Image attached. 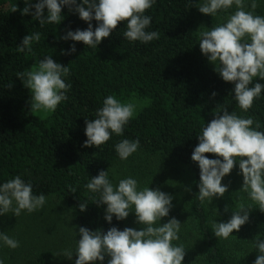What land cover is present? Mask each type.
<instances>
[{
    "label": "trees",
    "instance_id": "trees-1",
    "mask_svg": "<svg viewBox=\"0 0 264 264\" xmlns=\"http://www.w3.org/2000/svg\"><path fill=\"white\" fill-rule=\"evenodd\" d=\"M202 2L156 0L145 14L152 17L147 30L158 31V40L148 44L129 42L122 35L125 22H120L97 48H89L83 42L59 39L69 26L73 30L88 26L67 6L62 9L65 19L60 25L41 28L31 15H22L24 0H0V183L21 175L32 182L33 194L61 200L77 220V240L80 226L105 232L113 225L123 229L129 227L126 220L117 222L113 218L109 225L103 219V206L92 203L93 194L83 185L100 170L109 168L110 178V167L122 161L114 145L125 138L139 139L137 152L170 157L191 174L186 205L196 238L195 257L189 264H243L233 257L225 241L212 233L209 208L196 198L199 168L191 154L201 125L214 118L217 108L225 107L245 117L252 115L258 130L264 131V96L254 101L248 113H241L232 98L234 93H230L233 85L222 81L201 54L199 26L215 25L225 13L205 16L196 8ZM92 24L95 28L96 21ZM37 31L42 33L40 42L33 43L31 52H19L16 46L23 37ZM72 43H76V52L63 55L61 50ZM45 55L68 66L69 74L64 79L72 87L68 99L55 112L40 117L30 112L31 93L17 76L23 73L26 78L34 61ZM213 92L217 93L215 97ZM108 95L123 102L139 99L143 105L123 136L113 134L99 149L82 147L87 138L85 117L94 119L96 109ZM205 155L215 158L214 154ZM84 202L88 206L82 212L79 204ZM75 249L76 241L73 254ZM75 259L74 255L71 264ZM28 264H52V254L42 251Z\"/></svg>",
    "mask_w": 264,
    "mask_h": 264
},
{
    "label": "clouds",
    "instance_id": "clouds-1",
    "mask_svg": "<svg viewBox=\"0 0 264 264\" xmlns=\"http://www.w3.org/2000/svg\"><path fill=\"white\" fill-rule=\"evenodd\" d=\"M247 2L203 0L196 7L201 14L215 17L221 12L227 13L235 5V11L223 23L200 31L197 39L201 54L213 66L214 72L222 81L233 85L230 93H234L232 98L241 113H248L254 101L264 96V83L261 82L264 81V16L254 14L258 3H264V0H251L248 11L245 10ZM24 3L22 15H31L41 28L46 24L60 25L65 19L62 15L65 6L87 23L83 30L67 27L66 34L59 37L65 42H83L86 47L97 48L120 22H125L126 30L122 35L129 42L148 44L160 38L158 31L147 30L152 17L145 14L156 0H35V3L24 0ZM93 20L96 21L95 28ZM41 35L37 31L24 36L16 46L17 50L31 52L33 43L40 42ZM76 50V43H72L61 53L71 55ZM68 74V66L54 61L52 55L37 59L26 78L25 74H18L31 93L30 112H55L58 105L68 99L67 93L72 87L64 79ZM216 95V92L212 93L213 97ZM137 108L134 100L123 102L115 95L106 96L102 106L96 109L95 118L85 117L87 138L82 147L99 149L113 134L123 136L125 127L137 114ZM258 129L259 124L252 115H238L234 110L228 112L225 107L217 108L210 122L205 124L204 121L196 134L198 143L191 154V160L199 168L196 198L200 202L211 204L214 199L224 197L229 184L222 181L238 166L237 174L243 177V183L237 191L247 193L249 200L264 212V131ZM114 147L119 159L126 161L137 152L140 141L125 138ZM206 153L214 154L215 158H209ZM83 187L93 194L92 203L103 206V219L109 225L113 218L120 222L134 214V223L139 227L120 229L113 225L105 232L80 226L75 254L65 250L64 257L72 260L75 255L74 264H183L185 248L173 244L179 240L182 223L175 217L161 223L173 207L171 194L150 185L141 187L138 179L131 175L114 184L109 178V168L90 176ZM71 192L75 193L76 189L71 188ZM46 203V196L33 194L32 182L25 181L21 175L0 183V216L11 211L19 217L25 210L27 213L41 210ZM87 206V202L80 203V211H86ZM227 211L228 206H225ZM248 221L249 209L241 204L227 221L215 219L212 233L218 239L227 240L234 230L239 231ZM253 245L257 252L253 264H264V239H254ZM5 246L16 249L20 242L0 231V248ZM0 264H5V258L0 257Z\"/></svg>",
    "mask_w": 264,
    "mask_h": 264
},
{
    "label": "rangeland",
    "instance_id": "rangeland-1",
    "mask_svg": "<svg viewBox=\"0 0 264 264\" xmlns=\"http://www.w3.org/2000/svg\"><path fill=\"white\" fill-rule=\"evenodd\" d=\"M250 5L251 0H248L245 6L246 11L251 10ZM234 11L235 5L227 13L221 14L216 24L223 23ZM254 13L264 16V3H258ZM208 27L211 26L201 24L198 32L207 30ZM36 60L31 70L34 69ZM130 100L137 102V111L143 105L142 100L132 98L128 101ZM34 114L45 117L50 113L35 112ZM237 172L238 166L223 179V184H229L224 197L214 199L211 204L205 203L209 208L212 222L215 219L218 222L227 221L232 211L239 210L241 204L249 209V221L242 225L239 231L234 230L233 235L224 241L233 257L240 263L253 264L257 255L253 240L264 239V212L249 200L247 193L237 191L243 183V177ZM129 175L137 178L141 187L150 185L174 197L170 214L163 218L161 223L167 222L171 217L177 218L182 223L179 240L173 241V244L182 245L185 248L183 264H189L195 257L193 247L196 238L186 205L192 182L189 170L170 157L136 152L126 161H120L110 167V179L114 184ZM46 198L47 203L41 210L33 213H27L25 210L19 217H15L11 211L0 216V231H4L20 242V246L16 249L6 246L0 248V257L5 258V264H28L31 258L42 251L51 252L52 264H71V260L64 257L63 253L65 250L72 251L78 229L77 220L74 213L61 200L56 197ZM225 206H228L227 212H225ZM126 223L129 227H139L134 223V214L129 215Z\"/></svg>",
    "mask_w": 264,
    "mask_h": 264
}]
</instances>
